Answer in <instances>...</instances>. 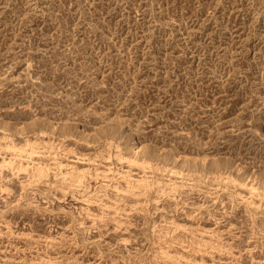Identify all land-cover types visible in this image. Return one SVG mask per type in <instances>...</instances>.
<instances>
[{"label":"rangeland","instance_id":"rangeland-1","mask_svg":"<svg viewBox=\"0 0 264 264\" xmlns=\"http://www.w3.org/2000/svg\"><path fill=\"white\" fill-rule=\"evenodd\" d=\"M0 264H264V0H0Z\"/></svg>","mask_w":264,"mask_h":264}]
</instances>
